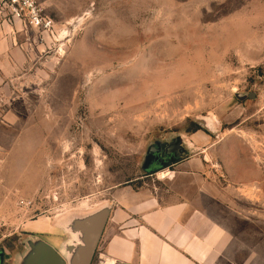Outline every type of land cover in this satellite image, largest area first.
<instances>
[{
	"label": "rangeland",
	"instance_id": "1",
	"mask_svg": "<svg viewBox=\"0 0 264 264\" xmlns=\"http://www.w3.org/2000/svg\"><path fill=\"white\" fill-rule=\"evenodd\" d=\"M37 1L50 32L0 13L28 41L2 106L8 264L127 188L190 199L239 264H264V0ZM175 138L179 158L147 174L149 147Z\"/></svg>",
	"mask_w": 264,
	"mask_h": 264
},
{
	"label": "crops",
	"instance_id": "2",
	"mask_svg": "<svg viewBox=\"0 0 264 264\" xmlns=\"http://www.w3.org/2000/svg\"><path fill=\"white\" fill-rule=\"evenodd\" d=\"M18 24L0 25V131L13 114L2 106L17 87L14 73L28 62V41L22 39ZM152 192L121 190L91 264H239L228 252L234 237L222 224L190 199ZM69 240L47 242L63 252ZM0 264H8V258Z\"/></svg>",
	"mask_w": 264,
	"mask_h": 264
},
{
	"label": "water",
	"instance_id": "3",
	"mask_svg": "<svg viewBox=\"0 0 264 264\" xmlns=\"http://www.w3.org/2000/svg\"><path fill=\"white\" fill-rule=\"evenodd\" d=\"M252 96V93L249 95ZM246 96H240L244 99ZM206 125L208 122L204 120ZM167 149L174 151L175 156L183 150L181 138H175ZM180 149V150H179ZM154 152V146L149 147L148 153ZM172 158L171 162H175ZM110 206H103L84 215H74L61 224V228L71 235L69 242L62 245L61 252L54 245L41 238H30L27 250L18 264H91L98 243L104 232L110 214ZM4 259V252H0V262Z\"/></svg>",
	"mask_w": 264,
	"mask_h": 264
},
{
	"label": "built area",
	"instance_id": "4",
	"mask_svg": "<svg viewBox=\"0 0 264 264\" xmlns=\"http://www.w3.org/2000/svg\"><path fill=\"white\" fill-rule=\"evenodd\" d=\"M1 12H4L6 18L20 20L27 27L45 32H50L54 28L53 19L43 13L37 0H0Z\"/></svg>",
	"mask_w": 264,
	"mask_h": 264
},
{
	"label": "flooded vegetation",
	"instance_id": "5",
	"mask_svg": "<svg viewBox=\"0 0 264 264\" xmlns=\"http://www.w3.org/2000/svg\"><path fill=\"white\" fill-rule=\"evenodd\" d=\"M172 142H170L169 144L163 145L161 148H156L154 146L155 151L150 152L152 153L153 158H149V161L146 163V170L147 171L156 170V171H153L152 173H147V174H154L155 172L163 168L165 164H170V163L172 164L171 162L172 158H176V160L179 158L181 152L177 156H175L173 150L170 152H167L168 147L173 144ZM69 236L71 237V235Z\"/></svg>",
	"mask_w": 264,
	"mask_h": 264
},
{
	"label": "trees",
	"instance_id": "6",
	"mask_svg": "<svg viewBox=\"0 0 264 264\" xmlns=\"http://www.w3.org/2000/svg\"><path fill=\"white\" fill-rule=\"evenodd\" d=\"M153 171H156V170H153ZM153 171H148V173H152Z\"/></svg>",
	"mask_w": 264,
	"mask_h": 264
}]
</instances>
